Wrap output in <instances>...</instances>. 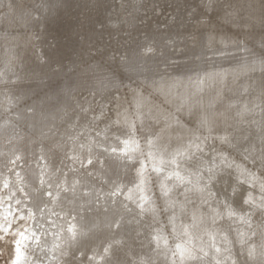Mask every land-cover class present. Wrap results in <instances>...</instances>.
<instances>
[{
  "label": "rangeland",
  "instance_id": "374dc122",
  "mask_svg": "<svg viewBox=\"0 0 264 264\" xmlns=\"http://www.w3.org/2000/svg\"><path fill=\"white\" fill-rule=\"evenodd\" d=\"M0 54V264H264V0H0Z\"/></svg>",
  "mask_w": 264,
  "mask_h": 264
},
{
  "label": "bare ground",
  "instance_id": "6f19581e",
  "mask_svg": "<svg viewBox=\"0 0 264 264\" xmlns=\"http://www.w3.org/2000/svg\"><path fill=\"white\" fill-rule=\"evenodd\" d=\"M92 1V0H91ZM112 1V0H111ZM76 2V1H75ZM46 3V2H45ZM79 5V4H78ZM68 9V8H67ZM25 14V13H24ZM116 17V16H115ZM23 19V18H22ZM28 19H29V17H28ZM40 19V18H39ZM32 22V21H31ZM64 23V22H63ZM19 28V27H18ZM29 28H30V26H29ZM24 32V31H23ZM4 33V32H3ZM36 33V32H35ZM13 34V33H12ZM10 35V34H9ZM33 37V36H32ZM24 38V37H23ZM36 42H38V41H36ZM56 42V41H55ZM22 44V43H21ZM32 45V44H31ZM39 45V44H38ZM19 46V45H18ZM20 47V46H19ZM15 48V47H14ZM11 50H13V49H11ZM11 52V51H10ZM40 52V51H39ZM2 53V52H1ZM13 54V53H12ZM39 54V53H38ZM1 55V54H0ZM36 55V54H35ZM28 56V55H27ZM36 56H38V55H36ZM22 58V57H21ZM25 58H27V57H25ZM14 61V60H13ZM48 61V60H47ZM25 62V61H24ZM6 63V62H5ZM2 64V63H1ZM8 65V64H7ZM23 65H25L24 63H23ZM1 66V65H0ZM11 66V65H10ZM3 68V67H2ZM4 70V69H3ZM8 71V70H7ZM8 74V73H7ZM21 76V75H20ZM4 77V76H3ZM17 78V77H16ZM15 79V78H14ZM24 80V79H23ZM3 86V85H2ZM17 87V86H16ZM25 89V88H24ZM7 91V90H6ZM1 92V91H0ZM13 93V92H12ZM11 94V93H10ZM7 95V94H6ZM50 98V97H49ZM14 100V99H13ZM6 102V101H5ZM39 104V103H38ZM2 109V108H1ZM10 109V108H9ZM56 109V108H55ZM31 110V109H30ZM56 114V113H55ZM10 116V115H9ZM48 119V118H47ZM60 123V122H59ZM96 128V127H95ZM92 129V128H91ZM87 131V130H86ZM89 131V130H88ZM29 132V131H28ZM32 132V131H31ZM16 133V132H15ZM104 133V132H103ZM5 134V133H4ZM29 134V133H28ZM20 135V134H19ZM56 135V134H55ZM2 138V137H1ZM13 139V138H12ZM27 139V138H26ZM30 139V138H29ZM31 140V139H30ZM5 141V140H4ZM9 142V141H8ZM12 142V141H11ZM38 142V141H37ZM80 145V144H79ZM36 147V146H35ZM5 150V149H4ZM6 151V150H5ZM2 154V153H1ZM19 154V153H18ZM39 154H40V152H39ZM15 155V154H14ZM38 155V154H37ZM41 155V154H40ZM23 157V156H22ZM21 157V158H22ZM31 157V156H30ZM3 158V157H2ZM20 158V159H21ZM1 159V158H0ZM16 159V158H15ZM42 160V159H41ZM14 161V160H13ZM27 161V160H26ZM49 161V160H48ZM122 167V166H121ZM13 168V167H12ZM24 168V167H23ZM72 169V168H71ZM18 170V169H17ZM44 171V170H43ZM50 172V171H49ZM16 173V172H15ZM35 173V172H34ZM42 173V172H41ZM5 174H7V173H5ZM4 175V174H3ZM15 175V174H14ZM40 175V174H39ZM47 175V174H46ZM45 175V176H46ZM5 176V175H4ZM55 176V175H54ZM18 177V176H17ZM27 177V176H26ZM38 177V176H37ZM31 178V177H30ZM5 179V178H4ZM16 179V178H15ZM19 181V180H18ZM24 181V180H23ZM42 181V180H41ZM3 183V182H2ZM5 184V183H4ZM18 184V183H17ZM38 185V184H37ZM67 187V186H66ZM49 188V187H48ZM60 189V188H59ZM12 190V189H11ZM74 191V190H73ZM32 192V191H31ZM71 194V193H70ZM3 195V194H2ZM55 196V195H54ZM15 198V197H14ZM20 198V197H19ZM2 199V198H1ZM23 200V199H22ZM32 200V199H31ZM1 201V200H0ZM1 203V202H0ZM53 204V203H52ZM2 205V204H1ZM7 206V205H6ZM22 206V205H21ZM54 207V206H53ZM27 208V207H26ZM7 209V208H6ZM15 210V209H14ZM41 210V209H40ZM52 210V209H51ZM49 211V210H48ZM66 211V210H65ZM6 212V211H5ZM33 213V212H32ZM31 213V214H32ZM52 213V212H51ZM6 214V213H5ZM35 215V214H34ZM50 215V214H49ZM24 216V215H23ZM33 216V215H32ZM49 217V216H48ZM56 222V221H55ZM57 223V222H56ZM53 225V224H52ZM56 226V225H55ZM60 227V226H59ZM38 229V228H37ZM48 230V229H47ZM57 230V229H56ZM50 236V235H49ZM48 238H50V237H48ZM56 238V237H55ZM64 238V237H63ZM61 239H62V237H61ZM44 240V239H43ZM46 240V239H45ZM48 241V240H47ZM53 241V240H52ZM33 244V243H32ZM47 244V243H46ZM16 245V244H15ZM49 246V245H48ZM30 247V246H29ZM33 247V246H32ZM51 248H52V246H50ZM49 247V248H50ZM27 249V248H26ZM53 249V248H52ZM48 251V250H47ZM55 251V250H54ZM38 252V251H37ZM46 252V251H45ZM22 253V252H21ZM51 253V252H50ZM37 254V253H36ZM57 254V253H56ZM53 255V254H52ZM20 256V255H19ZM49 256V255H48ZM60 256V255H59ZM53 257V256H52ZM17 258V257H16ZM55 258H56V255H55ZM62 258V257H61ZM18 259V258H17ZM26 259V258H25ZM37 259V258H36ZM44 259V258H43ZM58 259V258H57ZM45 260V259H44ZM52 260V259H51ZM48 262V261H47ZM22 263V262H21ZM32 263V262H31ZM52 263V262H51Z\"/></svg>",
  "mask_w": 264,
  "mask_h": 264
}]
</instances>
